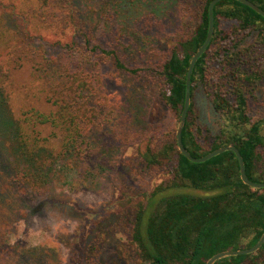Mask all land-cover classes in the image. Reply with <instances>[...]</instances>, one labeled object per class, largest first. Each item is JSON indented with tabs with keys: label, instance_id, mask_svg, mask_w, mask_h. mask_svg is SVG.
Returning <instances> with one entry per match:
<instances>
[{
	"label": "trees",
	"instance_id": "obj_1",
	"mask_svg": "<svg viewBox=\"0 0 264 264\" xmlns=\"http://www.w3.org/2000/svg\"><path fill=\"white\" fill-rule=\"evenodd\" d=\"M211 1L169 0L175 8L171 21L159 17L162 7L137 20L140 29H155L173 41L160 66L148 71L161 78L159 96L177 117V127L171 141L162 146L154 147L146 139L138 146L142 164L167 167L169 178L143 193L144 200L134 196L131 187H124L117 204L130 225L135 264H206L221 251L254 246L264 233V188L242 180L236 153L227 150L207 161L193 162L178 147L188 68L207 38ZM251 1L264 9V0ZM82 2L0 0V99L13 109L8 118L4 108L0 111V125L31 166L17 173L23 184L28 176L34 184H43L55 159L62 156L99 158L102 150L109 159L118 142L116 120L123 112L119 98L113 100L108 93L112 79L104 65L111 54H119L123 42L119 35L115 39L106 35L111 50L91 46L93 29ZM124 3L120 6L130 9L131 4ZM214 27L191 77L183 143L197 158L234 145L250 180L264 182V102L255 93L257 84L264 81V16L238 0H221L214 9ZM43 31L57 37V55H48L35 44L34 38ZM120 36L132 38L125 32ZM117 60L120 68L133 74L146 71L142 66H126L119 56ZM200 87L219 114V133L199 120L195 94ZM114 119L108 138L94 145L92 131ZM189 188L204 193L186 191ZM89 247V264H95L98 246ZM213 264H264V243L253 253L225 256Z\"/></svg>",
	"mask_w": 264,
	"mask_h": 264
},
{
	"label": "rangeland",
	"instance_id": "obj_2",
	"mask_svg": "<svg viewBox=\"0 0 264 264\" xmlns=\"http://www.w3.org/2000/svg\"><path fill=\"white\" fill-rule=\"evenodd\" d=\"M124 1L131 4L130 9L120 6ZM159 7H162L159 17L171 21L175 8L169 0L82 2V10L93 29L91 46L103 45L111 50L106 45V35L109 39L119 35L123 42L118 43L119 54H111L104 65L112 79L107 86L108 93L114 96L113 100L119 98V110L123 112L116 120L118 142L109 159L102 150L98 151L99 158L79 154L54 158L43 184H34L32 176L26 177L23 184L17 173H25L31 166L18 154L14 143L9 141L10 134L2 132L0 125V161L3 162L0 169V264H89V246L95 243L98 246L95 264L136 263L137 256L129 241L130 225L119 213L117 204L124 187H131L132 194L144 200L143 193L153 191L169 178L167 167L142 164L138 146L145 139L154 147L162 146L171 141L177 127V117L159 96L161 78L148 71L160 66L173 41L159 36L155 29H140L137 22ZM121 32L132 34V38L120 36ZM34 40L48 55H57L60 51V46L55 44L57 37L50 31H43ZM118 56L126 66H142L146 71L136 75L120 68ZM255 93L264 102V81L257 84ZM195 102L200 122L213 133H219V114L202 87L196 91ZM0 105V111L3 108L6 111H3L5 117H12L13 109L2 101ZM114 121L92 131L94 145L99 146L108 138ZM60 137L59 134L57 142ZM186 191L204 193L191 188Z\"/></svg>",
	"mask_w": 264,
	"mask_h": 264
},
{
	"label": "water",
	"instance_id": "obj_3",
	"mask_svg": "<svg viewBox=\"0 0 264 264\" xmlns=\"http://www.w3.org/2000/svg\"><path fill=\"white\" fill-rule=\"evenodd\" d=\"M221 1V0H212L210 5H209V30H208V35L207 38L205 40V42L202 44V46L199 48V50L194 54L193 58L191 59L189 68H188V73H187V89H186V99H185V104H184V108L181 114V118L178 124V128H177V142H178V147L180 149V151L191 161L193 162H204L209 160L210 158L221 154L227 150H232L236 153L239 162H240V166H241V178L242 180L255 188H264V182H253L252 180H250V178L247 176L246 174V170H245V164H244V160L243 157L241 155V152L239 151V149L234 146V145H227V146H222L219 147L215 150L210 151L209 153H207L206 155L202 156V157H194L185 147L184 143H183V139H182V131L186 122V118H187V113H188V109L190 107V103H191V86H192V74H193V70L195 68L196 62L198 61V59L200 58V56L204 53V51L207 49L208 45L210 44L212 37L214 35V9L216 4ZM248 6H250L251 8H253L254 10H256L258 13H260L262 16H264V9H262L261 7H259L257 4H255L254 2H252L251 0H238ZM264 243V233L261 236L260 240L252 247L247 248V249H242V250H227V251H221L219 253H216L215 255H213L206 264H213L216 260L225 257V256H230V255H238V254H248V253H253L255 251H257Z\"/></svg>",
	"mask_w": 264,
	"mask_h": 264
}]
</instances>
